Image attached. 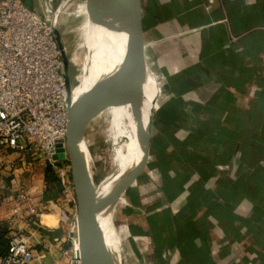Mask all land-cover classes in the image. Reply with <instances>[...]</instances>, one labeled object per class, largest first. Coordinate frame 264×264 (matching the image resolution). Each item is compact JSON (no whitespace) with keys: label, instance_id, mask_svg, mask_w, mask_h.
Here are the masks:
<instances>
[{"label":"crops","instance_id":"1","mask_svg":"<svg viewBox=\"0 0 264 264\" xmlns=\"http://www.w3.org/2000/svg\"><path fill=\"white\" fill-rule=\"evenodd\" d=\"M21 1L58 25L55 0ZM140 40L152 126L133 147L135 189L117 199L137 226L127 229L131 255L143 264H264V0H141ZM46 169L0 145V224L28 241L29 264H71L60 217L77 212L61 191L48 193ZM21 189L36 216L17 210ZM131 255L122 253L124 264Z\"/></svg>","mask_w":264,"mask_h":264},{"label":"built area","instance_id":"2","mask_svg":"<svg viewBox=\"0 0 264 264\" xmlns=\"http://www.w3.org/2000/svg\"><path fill=\"white\" fill-rule=\"evenodd\" d=\"M52 18L21 0H0V145L21 155L40 157L52 168L65 197L76 209L67 160H56L57 144L65 147L67 94L61 54L54 37ZM15 167V166H14ZM32 197L21 189L16 202L31 207ZM71 264H80L77 216L62 212ZM33 252L28 241L13 239L0 264H29Z\"/></svg>","mask_w":264,"mask_h":264},{"label":"water","instance_id":"3","mask_svg":"<svg viewBox=\"0 0 264 264\" xmlns=\"http://www.w3.org/2000/svg\"><path fill=\"white\" fill-rule=\"evenodd\" d=\"M109 7V9H108ZM87 10L92 20L100 26L126 36L124 52L117 66L100 77L90 90L76 100L73 92L78 85L70 73V60L62 34L55 20L52 21L54 37L61 54L63 77L67 94V136L65 147L57 144L56 160H67L76 199L77 229L80 264H124L116 249L110 248L100 217L108 214L110 206L125 194L137 180V173L126 169L115 182L107 197H100L99 188L114 171L95 183L86 152V132L101 111L108 106L134 107L135 116L142 96L144 81L149 68L143 57L140 40L141 0H87ZM152 112L147 123L141 117L138 123V146L150 134Z\"/></svg>","mask_w":264,"mask_h":264},{"label":"bare ground","instance_id":"4","mask_svg":"<svg viewBox=\"0 0 264 264\" xmlns=\"http://www.w3.org/2000/svg\"><path fill=\"white\" fill-rule=\"evenodd\" d=\"M79 15L83 18V23L80 27L81 41L76 47H73L71 56H68V51H71V47L70 45L68 47L66 46V53L70 60V66H79L81 68L77 77L78 85L73 92L74 100L90 90L100 77L107 73H110L117 66L124 52L126 40V36L124 34L109 31L108 29L100 26L94 20H92L88 13L87 5L84 6L83 11L79 13ZM144 82L146 83L145 93L147 94H145V103L141 113V117H143L144 123H147V119L149 117L153 102L154 92V86L149 71ZM101 116L106 118L108 121V126L105 130V134L108 140L111 141L113 145L111 163H113L114 168H116L115 172L110 177L106 178L99 188L98 194L103 198L109 195L115 182L126 169L130 168L131 172L134 171L133 169L136 167L137 162L136 160L131 159V156L133 147L137 141L138 129L135 131V133L132 132L130 135H128L129 132L126 129L128 118L126 105L105 107L101 111ZM135 128L136 126L134 127V129ZM85 152L89 165L91 156L89 155V151L88 153L87 151ZM135 184L136 182L133 183L132 190L135 189ZM112 214V206H110L108 214H103L100 217V221L102 227L106 231L108 245L110 246V248L116 249L121 256V248L122 246L126 245L128 228H125L126 230L122 243L118 242L120 236L116 231V228H111L115 243V247H113L107 231L108 224H110L109 222L113 217Z\"/></svg>","mask_w":264,"mask_h":264},{"label":"rangeland","instance_id":"5","mask_svg":"<svg viewBox=\"0 0 264 264\" xmlns=\"http://www.w3.org/2000/svg\"><path fill=\"white\" fill-rule=\"evenodd\" d=\"M85 5H87V0H55L54 10H57V15L60 11L58 16L59 23L57 25L58 29L61 34H64L62 35V39L65 46L68 47L70 45L71 47V51H68V56H71L73 47H76L81 41L80 27L83 23V18L79 15V13L83 11ZM80 69L81 68L79 66H70V73L74 79L76 78V83L78 80L77 77L79 75ZM126 109L129 110H126V112L128 113L126 129L128 130V132H130L138 118L135 116V114H133L132 106L128 105L127 107L126 105ZM107 126V119L99 115L95 118V120L92 121L86 132V142L91 156L89 167L95 183H99L102 179L111 174L115 169L113 163H111L113 145L111 141L108 140L105 134ZM128 191L129 190H127L125 193H128ZM123 203L124 199L117 200L112 210V219L115 223L116 231L120 236L118 240V242L120 243H122L124 240L126 227H137L130 226L131 218L127 212L128 208ZM130 206H132V209H136L134 208L136 206L133 203H130ZM127 247V244L125 246H122L121 252L124 254V256L127 255L128 259L129 254L131 255L132 252L130 248ZM132 255V259H135L134 263L132 262L133 264H143L142 260L137 257V262L136 258ZM126 264L128 263L126 262Z\"/></svg>","mask_w":264,"mask_h":264},{"label":"trees","instance_id":"6","mask_svg":"<svg viewBox=\"0 0 264 264\" xmlns=\"http://www.w3.org/2000/svg\"><path fill=\"white\" fill-rule=\"evenodd\" d=\"M45 179L48 193L53 195L57 192H62V189L57 180V174L52 168L47 167ZM26 220L32 221V218ZM12 236L13 235H11V231H9L5 225L0 224V258H3L7 255L10 241L14 239V236Z\"/></svg>","mask_w":264,"mask_h":264}]
</instances>
